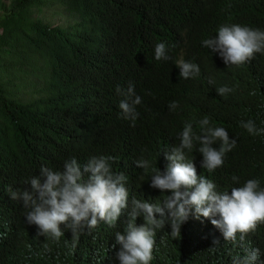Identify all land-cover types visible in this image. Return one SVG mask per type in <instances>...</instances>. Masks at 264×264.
<instances>
[{"label": "trees", "instance_id": "trees-1", "mask_svg": "<svg viewBox=\"0 0 264 264\" xmlns=\"http://www.w3.org/2000/svg\"><path fill=\"white\" fill-rule=\"evenodd\" d=\"M47 13L71 22L51 24ZM0 14V264H119L120 246L113 245L123 215L114 226L99 222L77 237L61 225L64 235L56 240L38 235L25 218L29 209L8 188L28 187L41 166L62 170L71 157L83 166L103 155L114 157L112 170L128 178L130 199L159 203L170 193L151 188V170L144 174L135 161L143 157L163 171L170 162L162 152L179 143L185 123L199 134L205 116L237 143L223 166L208 172L194 142L187 156L197 175L218 191L249 179L264 188V133L240 126L251 119L264 128V54L227 67L202 45L223 24L264 31V0H10L0 3ZM158 43L171 59L154 58ZM181 58L198 64L199 75L180 78ZM129 82L142 99L134 125L123 119L116 93ZM223 86L232 91L220 96L216 89ZM174 101L178 107L170 110ZM155 241L150 264H232L233 256L244 255L193 214L180 235L171 236L166 223ZM245 246L259 248L264 261V224L246 236Z\"/></svg>", "mask_w": 264, "mask_h": 264}, {"label": "clouds", "instance_id": "clouds-1", "mask_svg": "<svg viewBox=\"0 0 264 264\" xmlns=\"http://www.w3.org/2000/svg\"><path fill=\"white\" fill-rule=\"evenodd\" d=\"M202 45L218 54L227 67L240 66L256 54H264V31L240 24H223L217 35L204 39ZM154 53L158 61L171 59L164 43L156 44ZM176 66L183 79L200 73L198 64L182 58L176 61ZM216 91L223 96L232 89L223 86ZM116 93L123 97L119 102L123 119L134 125L141 97L136 95L131 82L126 89L117 86ZM177 107L175 101L169 104L170 110ZM198 124L199 134L194 132L192 123H185L178 134L179 143L162 152L170 162L163 171L153 168L151 161L143 157L135 161L136 168L142 169L144 174L151 170V188L162 194L170 193L163 195L159 203L137 199L136 196L130 199L126 187L128 178L123 172L112 170L114 157L103 155L89 158L83 166L71 157L64 161L62 170L41 166L39 174L25 182L28 187L23 190L8 188L10 198L22 201L29 209L25 218L28 224L37 226L38 235L56 240L64 235L61 225L77 237L85 230L94 229L99 222L114 226L123 215L125 227L123 232L115 233L113 245V248L120 246L115 254L119 264H150L157 230L168 223L171 236L180 235L181 225L190 214L196 219L209 220L221 232L225 242L243 249L244 255L233 256L232 264H257L260 249L246 247L245 239L259 224H264V188H261L259 179H249L242 186L231 187L230 191H218L211 179L197 175L193 160L187 156L194 142L199 144L198 152L203 157L201 167L208 172L222 167L225 154L231 152L237 143L229 138L225 128L210 126L207 116ZM240 126L252 135L264 133V128L257 129L251 119L240 121ZM217 142L219 147L214 146ZM139 179L143 180V174ZM232 181L239 184V177L233 175ZM138 217H143L141 226L136 224ZM213 244L220 246L219 240H214Z\"/></svg>", "mask_w": 264, "mask_h": 264}, {"label": "rangeland", "instance_id": "rangeland-1", "mask_svg": "<svg viewBox=\"0 0 264 264\" xmlns=\"http://www.w3.org/2000/svg\"><path fill=\"white\" fill-rule=\"evenodd\" d=\"M9 2H10V0H0V3H2L5 6H7L9 4ZM46 19L51 24L60 25V26H65L71 22V21L68 22L66 19H64L62 17H52L49 13H47Z\"/></svg>", "mask_w": 264, "mask_h": 264}]
</instances>
